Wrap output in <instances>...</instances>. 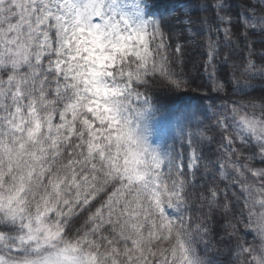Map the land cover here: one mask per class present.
Segmentation results:
<instances>
[{
    "label": "snow or ice",
    "instance_id": "snow-or-ice-1",
    "mask_svg": "<svg viewBox=\"0 0 264 264\" xmlns=\"http://www.w3.org/2000/svg\"><path fill=\"white\" fill-rule=\"evenodd\" d=\"M0 264H264V0H0Z\"/></svg>",
    "mask_w": 264,
    "mask_h": 264
},
{
    "label": "trees",
    "instance_id": "trees-1",
    "mask_svg": "<svg viewBox=\"0 0 264 264\" xmlns=\"http://www.w3.org/2000/svg\"><path fill=\"white\" fill-rule=\"evenodd\" d=\"M164 1V3H167L168 1L167 0H163Z\"/></svg>",
    "mask_w": 264,
    "mask_h": 264
},
{
    "label": "rangeland",
    "instance_id": "rangeland-1",
    "mask_svg": "<svg viewBox=\"0 0 264 264\" xmlns=\"http://www.w3.org/2000/svg\"><path fill=\"white\" fill-rule=\"evenodd\" d=\"M167 1L171 2L172 0H167Z\"/></svg>",
    "mask_w": 264,
    "mask_h": 264
}]
</instances>
